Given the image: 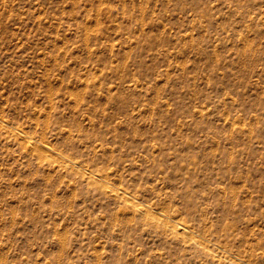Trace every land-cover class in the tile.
<instances>
[{
	"label": "rangeland",
	"instance_id": "374dc122",
	"mask_svg": "<svg viewBox=\"0 0 264 264\" xmlns=\"http://www.w3.org/2000/svg\"><path fill=\"white\" fill-rule=\"evenodd\" d=\"M0 264H264V0H0Z\"/></svg>",
	"mask_w": 264,
	"mask_h": 264
}]
</instances>
